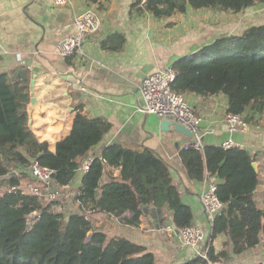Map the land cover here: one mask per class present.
Instances as JSON below:
<instances>
[{
    "label": "trees",
    "instance_id": "16d2710c",
    "mask_svg": "<svg viewBox=\"0 0 264 264\" xmlns=\"http://www.w3.org/2000/svg\"><path fill=\"white\" fill-rule=\"evenodd\" d=\"M261 4L264 0H135L130 11L162 20L188 8L239 13ZM111 37L113 45L103 41L104 49L121 50L123 36L115 33ZM172 68L176 92L202 98L221 94L227 101L226 113L244 120L247 110L262 114L264 22L239 34L217 36L196 52L176 59ZM29 82L27 69L0 73V176L17 171L16 176L0 180V264H155L154 254L145 246L125 237H109L95 226L93 215L101 212L121 223L137 225L143 202L164 208L170 214L168 224L176 230L193 226L192 210L182 200L168 163L149 147L112 143L92 158L78 192L64 194L84 156L101 142L111 123L90 116L79 103L71 131L52 152L46 141L37 139L28 122ZM179 155L191 180L201 181L206 172L217 179L216 194L223 203L202 246L206 258L196 254L179 264L227 259L225 250L217 251L212 245L220 235L236 255L264 243V212L254 198L259 179L252 162L257 154L239 147L205 145L202 154L188 146ZM32 160L53 170L52 182L61 192L60 201L18 188L31 181L27 170ZM107 167L118 169L119 175L101 182ZM36 184L43 191L44 184ZM67 196L78 206L65 214L54 206L65 203ZM33 213L37 215L29 220Z\"/></svg>",
    "mask_w": 264,
    "mask_h": 264
},
{
    "label": "crops",
    "instance_id": "0c3cea01",
    "mask_svg": "<svg viewBox=\"0 0 264 264\" xmlns=\"http://www.w3.org/2000/svg\"><path fill=\"white\" fill-rule=\"evenodd\" d=\"M134 1L88 3L69 0L58 5L52 0H0V73L20 69L30 72L34 85L29 88V95L35 101L30 105L29 98L28 122L37 139L48 143L50 151L54 152L56 143L69 134L75 106L83 104L90 116L111 123L110 130L83 161L99 155L112 143L153 149L168 163L182 200L192 210L193 225L207 230L200 195L214 178L207 172L201 181L188 177L179 153L190 138L173 127L168 131L160 130L163 118L141 110L140 86L146 75L166 66L172 67L176 59L196 52L217 36L239 33H234L228 19L218 24L212 21V16L223 19L225 12L188 8L185 13L158 20L148 13H132L130 6ZM88 8L97 15L96 30L86 36L74 55L62 57L58 46L72 33L74 17ZM115 33L123 36V48L118 51L104 49L102 42L107 40V45H113L111 36ZM66 72L77 76L81 86L63 79L61 76ZM185 97L204 120L201 128L204 146H221L231 138L240 144L239 148L257 154L259 183L254 198L264 211V112L257 114L247 110L243 115L247 120L242 118L246 126L230 131L225 121L227 101L223 95L202 98L187 93ZM118 175V169L107 167L101 182ZM82 176L83 172L77 171L64 194L77 193ZM77 206L78 203L67 196L65 203L54 207L68 214ZM153 208L150 206L149 212H142L137 225L121 223L118 218L101 212L93 215V222L109 237L121 236L145 246L154 254L155 264H179L203 252L202 246L183 245L177 231H165L163 228L169 223L170 214L164 208ZM263 244L236 255L226 237L220 235L212 245L228 255L227 259L214 264H264Z\"/></svg>",
    "mask_w": 264,
    "mask_h": 264
},
{
    "label": "built area",
    "instance_id": "2783aa9c",
    "mask_svg": "<svg viewBox=\"0 0 264 264\" xmlns=\"http://www.w3.org/2000/svg\"><path fill=\"white\" fill-rule=\"evenodd\" d=\"M52 1L55 4L63 5L69 0ZM98 23L97 15L91 8L85 9L83 12L77 14L73 20L72 33L58 46L59 54L62 57L74 55L83 45L86 36L96 30ZM174 80L175 71L171 66H166L146 75L140 86V96L142 98L141 110L146 113H153L160 118L170 119L174 122L185 125L193 133V136L188 143L183 145V148L191 146L202 154L204 145L201 128L204 120L200 115L194 112L185 95L176 92L172 88ZM225 121L227 122L230 131H236L239 128H244L246 126L242 117L233 114H226ZM221 147L224 149L240 147V144L229 138L221 143ZM91 162L92 157L86 158L80 164L78 171L83 173L86 172L89 169ZM27 171L31 181L18 186V188L30 192L33 195H44L49 201H58L61 199V192L56 189L52 182L53 170L39 164L37 160H32ZM213 178L214 179L207 184L206 188L200 195L201 204L208 223L207 230L196 225L186 226L180 230H176L172 225L167 224L163 228L168 232L177 231L181 243L185 246L192 248L203 246L208 240V235L211 231L210 226L213 219L220 214L223 208V203L219 200L216 194L217 179L215 177ZM36 182L44 184L43 191ZM199 254L206 258V251L200 252ZM214 263L215 262H208V264Z\"/></svg>",
    "mask_w": 264,
    "mask_h": 264
},
{
    "label": "water",
    "instance_id": "95a60500",
    "mask_svg": "<svg viewBox=\"0 0 264 264\" xmlns=\"http://www.w3.org/2000/svg\"><path fill=\"white\" fill-rule=\"evenodd\" d=\"M61 77L65 80L73 82L74 84L77 85V87H80L82 84V83H80V79L77 76H75L72 72H66V74L62 75ZM33 85H34V79L30 80L29 88H33ZM34 101H35L34 97H31L30 98V105H32ZM159 127H160V130H162V131H168L171 129V127H173V129L176 132H178V133H180V134H182L188 138H192V136H193V133L185 125L174 122L170 119H166V118L162 119L160 121ZM252 167L257 172V162L256 161L252 162ZM16 175H17V171L12 170V171L7 172L4 175H1L0 180L8 179V178H10L12 176H16ZM138 199L142 201L143 196H141V195L138 196ZM140 207L144 212L150 211V206L146 205L143 202L141 203ZM34 215L36 216V214H33V215L31 214L29 216V220H31L33 217H35ZM29 227H30V222L27 223V228H29Z\"/></svg>",
    "mask_w": 264,
    "mask_h": 264
},
{
    "label": "rangeland",
    "instance_id": "374dc122",
    "mask_svg": "<svg viewBox=\"0 0 264 264\" xmlns=\"http://www.w3.org/2000/svg\"><path fill=\"white\" fill-rule=\"evenodd\" d=\"M245 11L241 13H226V16H223V19H220L219 16H212V21L215 22V24H218L221 22H226L228 19L230 26H233V29L236 31L234 33H241L244 28L252 24L264 22V4L249 8L247 9V12ZM222 24L224 25V23Z\"/></svg>",
    "mask_w": 264,
    "mask_h": 264
}]
</instances>
